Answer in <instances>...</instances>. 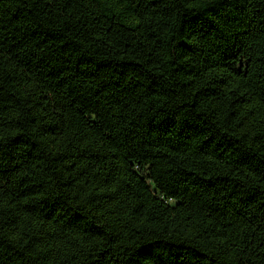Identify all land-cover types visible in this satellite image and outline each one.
Segmentation results:
<instances>
[{
	"label": "trees",
	"instance_id": "1",
	"mask_svg": "<svg viewBox=\"0 0 264 264\" xmlns=\"http://www.w3.org/2000/svg\"><path fill=\"white\" fill-rule=\"evenodd\" d=\"M0 264H264V0H0Z\"/></svg>",
	"mask_w": 264,
	"mask_h": 264
}]
</instances>
